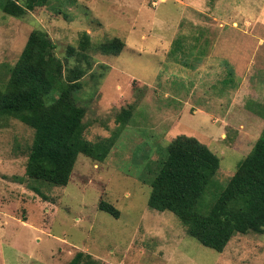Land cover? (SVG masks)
<instances>
[{
    "label": "rangeland",
    "instance_id": "1",
    "mask_svg": "<svg viewBox=\"0 0 264 264\" xmlns=\"http://www.w3.org/2000/svg\"><path fill=\"white\" fill-rule=\"evenodd\" d=\"M261 3L46 0L20 17L0 9V87L29 33L40 28L65 72L77 58L70 47L89 57L77 93L84 137L116 135L103 161L78 154L67 184L54 186L25 172L33 129L0 115V264H67L77 251L101 264H263L264 227L235 234L217 252L188 235L170 211L147 206L153 170L176 135L196 137L219 157L199 203L205 211L262 133V63L251 61L239 76L221 57L235 45L218 41L256 30ZM115 37L121 50L104 52ZM225 46L222 55L217 47ZM123 110L127 120L116 121ZM101 200L118 217L100 210Z\"/></svg>",
    "mask_w": 264,
    "mask_h": 264
},
{
    "label": "trees",
    "instance_id": "2",
    "mask_svg": "<svg viewBox=\"0 0 264 264\" xmlns=\"http://www.w3.org/2000/svg\"><path fill=\"white\" fill-rule=\"evenodd\" d=\"M45 2L1 0L0 9L20 17ZM122 46L121 39L115 37L102 47L104 52L113 54ZM54 48L42 29L29 33L7 79L1 83L0 115L11 116L33 129L26 174L54 186H65L78 154L101 162L114 145L116 135L98 141L84 137L85 107L78 103L77 93L90 68L89 57L70 47L68 53L77 58L65 72ZM129 114L123 110L116 121L124 122ZM163 152L150 182L149 208L170 211L188 235L217 252L223 251L237 233L263 231L264 129L205 211L199 209V203L219 167V157L196 137L186 134L176 135L163 146ZM98 208L114 217L119 215L117 208L103 200ZM67 264L101 263L89 253L77 251Z\"/></svg>",
    "mask_w": 264,
    "mask_h": 264
},
{
    "label": "crops",
    "instance_id": "3",
    "mask_svg": "<svg viewBox=\"0 0 264 264\" xmlns=\"http://www.w3.org/2000/svg\"><path fill=\"white\" fill-rule=\"evenodd\" d=\"M257 7H259L260 10L258 14L259 19H255L256 23L254 28H256V30H254L253 32H249L248 30L242 31L240 32V34L239 32H235L233 36L230 35L218 37V41L220 40L222 46L228 43H233L235 45L236 49L233 50L234 52L226 53V56L223 55V51L225 50L226 46L217 47V49L220 53H222L223 56L221 57H224L232 62L235 67V70L237 71L236 73L239 76L243 75L246 72H249V70L251 69V61L255 64L262 63V66L260 67L264 68V36H261L258 33L259 26L260 28H264V3H261V5L259 6H256L255 9ZM252 22L253 20H250L251 26ZM259 55L260 57H258Z\"/></svg>",
    "mask_w": 264,
    "mask_h": 264
}]
</instances>
